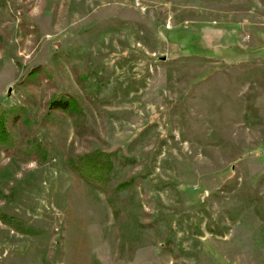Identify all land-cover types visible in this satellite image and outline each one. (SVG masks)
<instances>
[{
	"label": "rangeland",
	"instance_id": "374dc122",
	"mask_svg": "<svg viewBox=\"0 0 264 264\" xmlns=\"http://www.w3.org/2000/svg\"><path fill=\"white\" fill-rule=\"evenodd\" d=\"M10 108L43 150L0 154V264H264V0H0ZM93 147L146 176L122 211L67 167Z\"/></svg>",
	"mask_w": 264,
	"mask_h": 264
},
{
	"label": "trees",
	"instance_id": "16d2710c",
	"mask_svg": "<svg viewBox=\"0 0 264 264\" xmlns=\"http://www.w3.org/2000/svg\"><path fill=\"white\" fill-rule=\"evenodd\" d=\"M39 73H33V77L38 78ZM79 105L80 102L74 97L67 94H56L48 102L47 114L56 119L60 114L70 117L74 129L78 133L81 119ZM18 110L0 109V154L3 153L5 156L13 158L19 156L21 159L37 157L43 148L38 147L40 145L35 142L34 138L33 141L27 137L29 135L22 129L26 123V117L20 118ZM15 127L20 130L16 136H13L12 130ZM134 164L135 160L131 156H121L118 151L109 152L99 147H93L84 153L70 156L67 159V167L71 172L91 188L105 194L112 208L118 207L120 211L129 206L126 199L130 192L129 189H143L144 187L143 179L145 180L146 176L143 178L140 175L137 178L127 175ZM144 227L152 228L154 225L147 224Z\"/></svg>",
	"mask_w": 264,
	"mask_h": 264
},
{
	"label": "built area",
	"instance_id": "2783aa9c",
	"mask_svg": "<svg viewBox=\"0 0 264 264\" xmlns=\"http://www.w3.org/2000/svg\"><path fill=\"white\" fill-rule=\"evenodd\" d=\"M263 152H264V149H263Z\"/></svg>",
	"mask_w": 264,
	"mask_h": 264
}]
</instances>
